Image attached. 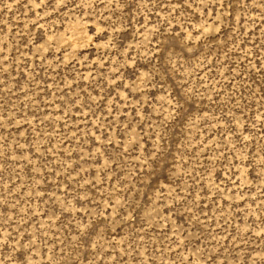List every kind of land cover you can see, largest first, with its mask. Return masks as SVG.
Listing matches in <instances>:
<instances>
[{
	"label": "rangeland",
	"instance_id": "1",
	"mask_svg": "<svg viewBox=\"0 0 264 264\" xmlns=\"http://www.w3.org/2000/svg\"><path fill=\"white\" fill-rule=\"evenodd\" d=\"M0 264H264V0H0Z\"/></svg>",
	"mask_w": 264,
	"mask_h": 264
}]
</instances>
